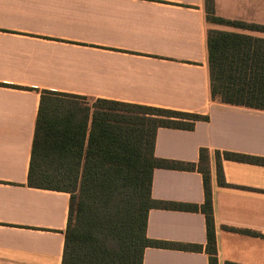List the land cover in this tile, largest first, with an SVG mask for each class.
Masks as SVG:
<instances>
[{"label":"crops","instance_id":"crops-1","mask_svg":"<svg viewBox=\"0 0 264 264\" xmlns=\"http://www.w3.org/2000/svg\"><path fill=\"white\" fill-rule=\"evenodd\" d=\"M216 15L264 25V0H214ZM264 32L207 20L205 0H0V264H62L70 194L28 185L41 92L207 115L192 130L159 127L154 154L199 162L209 149L218 262L264 264V110L211 96L208 31ZM152 196L202 204L198 170L155 168ZM249 230L250 232H246ZM143 264H209L205 215L152 208Z\"/></svg>","mask_w":264,"mask_h":264},{"label":"trees","instance_id":"trees-1","mask_svg":"<svg viewBox=\"0 0 264 264\" xmlns=\"http://www.w3.org/2000/svg\"><path fill=\"white\" fill-rule=\"evenodd\" d=\"M205 8L210 22L264 32V25L216 15L214 0H205ZM207 45L212 98L264 110V38L210 29ZM85 98L43 90L32 143L28 185L70 194L62 264H143L147 247L202 249L149 238L152 208L202 212L209 264H219L209 149H200L198 163L154 154L159 127L192 130L209 117L108 99H96L100 106L91 110L79 103ZM216 156L221 184L222 158L264 165V158L236 152L216 151ZM155 168L201 172L204 202L153 198Z\"/></svg>","mask_w":264,"mask_h":264},{"label":"rangeland","instance_id":"rangeland-1","mask_svg":"<svg viewBox=\"0 0 264 264\" xmlns=\"http://www.w3.org/2000/svg\"><path fill=\"white\" fill-rule=\"evenodd\" d=\"M207 20H208V19H207ZM208 21H209V20H208ZM79 103H81L82 105H87V106H89L91 110L93 109V107H94L95 105L100 106V104L97 103L96 100H95V99H92V98L81 99Z\"/></svg>","mask_w":264,"mask_h":264}]
</instances>
